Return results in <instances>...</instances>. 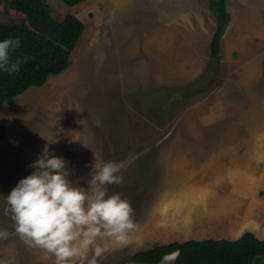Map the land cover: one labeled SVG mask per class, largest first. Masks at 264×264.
<instances>
[{"label":"rangeland","instance_id":"obj_1","mask_svg":"<svg viewBox=\"0 0 264 264\" xmlns=\"http://www.w3.org/2000/svg\"><path fill=\"white\" fill-rule=\"evenodd\" d=\"M45 1L50 6L54 17L61 18L66 13L75 11L83 14L84 21V30L72 55L70 54V58L72 56V59L81 61L74 67V70L78 72L80 79L86 85L85 94L79 101L86 114V133L83 140L76 146L63 147L61 151L56 152L58 154H53L67 162L68 179L85 189L89 187L87 181L92 172L90 165L96 160L98 162L123 163L124 167L119 173L123 176V183L109 185L108 191L109 194L119 193L122 198L130 201L135 210V220L138 222L139 228L130 233L126 245H117L106 238L99 239L98 243L108 249L100 264H146L135 262L131 259V255L136 251L158 244L188 239L186 238L188 235L184 233L186 227L178 221L182 217V213L176 212L174 209L176 205L188 201V198L186 199L184 196L187 187L179 181L178 173L174 181L171 174L174 168H179L182 159L175 161L174 155L170 151L182 149V152L186 153L184 145L188 143L189 155H184L188 159L190 158L195 171H199L203 158L207 159L205 153L207 151L202 145L203 149L191 151L200 136L187 137L192 132L189 129L188 121L190 118L193 119V115L190 114L191 111L188 115L185 114L193 107L196 115L193 120L197 121V125L200 126L204 122L203 127L205 128L202 131L207 130L206 135L212 134L214 130L224 129L217 139L219 141L217 146L220 148L221 146L227 147V141L232 139H228L231 135L227 134V131L236 129L241 130L242 135H248L244 132L249 130L245 125L248 118L241 116L243 113L241 107L234 108L232 105H227L226 108V105L222 106L225 117L221 118L222 122L213 126V119L217 118L215 109L216 111L218 109V114H220V108H218L220 105H215L218 98L216 93L234 90L235 78L232 74L227 73L223 60H219V57L213 59L210 55L204 57L201 68L195 74L187 79L183 78V80L177 81L153 79L149 72L152 57L137 55L118 63L109 61L110 55L116 54L115 50L122 49L124 51L127 47L139 46L137 40L141 38L144 31H147L144 27L147 26L145 24H150L152 19L161 16L156 5L160 7L159 3H164L166 0H159V3L155 0H117L118 7L116 9L121 13L110 15L106 11V6H110L107 0H103V2L102 0H87V2L78 4L76 8H72L61 0ZM110 1L115 3L116 0ZM175 1H181L189 6V0ZM209 1V8L216 12L219 0ZM211 10H207L208 24L213 26L215 18ZM118 17L119 21H115L111 25L114 33H110L109 23ZM254 19H257V15ZM22 20H26L25 14L9 7L6 0H3L0 5V22ZM151 23L156 24L155 22ZM206 47L209 50V44ZM159 65L168 68L169 63L166 61ZM260 69L263 71V76L259 82L262 83L264 61ZM262 85L264 90V84ZM31 89L33 88L30 87L26 91ZM26 91L19 94L22 97L23 105H27L22 116V124L16 119V115L22 113L20 106L11 105L3 109L5 115L15 112V116L11 119L14 126L17 127V122L21 124V126L10 130L11 135L15 131L18 133L23 131V136L20 137L18 134L20 140L12 144L11 148H6V145L1 143L5 146L0 149V229H7L11 233H14L13 222L4 215L3 209L6 206L4 198L10 194L20 179L27 177L35 170L29 167L40 156L35 153V150L41 153L45 147L48 150L55 147L51 145V141L59 121L62 120L61 127L57 128L59 132L63 127L64 132L74 131V126L70 123L67 124L70 111L74 110L73 106L58 105L62 110V116L60 117L58 113L59 121L53 124V121L48 120L47 117L44 119V112L41 109V105H47L43 102H48L46 96L36 99L30 97L32 92ZM24 93H26L25 96H28L26 102H24ZM244 110L245 113L251 112L253 107L246 105ZM209 113H212V117L206 119ZM5 119L7 123L8 118ZM97 119L100 121L99 126L96 123ZM249 125L253 126L250 122ZM254 126L263 128L260 124ZM80 134H83V130ZM7 139L9 140V138ZM201 139L205 143L210 140L204 136ZM256 140L259 141V145L256 147L259 153L254 152ZM244 141L240 139L235 145L229 147V151L238 156H233V159L239 165L230 161V165L226 168L224 154L228 148L223 149L216 152L214 156L217 171L210 174L207 172L208 169L203 167L200 169L202 176L201 173L193 174L191 172L197 181L190 179V183L200 185L202 180L205 181L212 174L216 175V179L218 176L226 178L230 171L239 168L237 166H240L239 169L245 170L248 166L247 150L251 154L254 153L256 162L261 157V164L257 163L255 169L256 174L262 172L258 176H263L264 134L260 138H249ZM11 142L10 139L8 144L10 145ZM188 159H186L187 163H189ZM209 169H211L210 166ZM263 179L264 177H257L256 181L259 182L256 186V197L253 199L248 196L240 198L242 212H245L240 213L247 219L251 216L248 208L253 206L259 216L261 229L264 230ZM173 182L178 185V188H172L170 183ZM186 192H193L198 196L202 191L187 189ZM196 203L198 201L191 202V204ZM170 219L171 221H169ZM186 226L191 230V226ZM192 228L195 231V227ZM43 254L42 250L28 246L15 234L7 240H0V261H6L7 264H54V257L43 260L41 259ZM173 261L174 259L163 257L156 264H173ZM74 264H84V261L76 260ZM255 264H264V255L257 257Z\"/></svg>","mask_w":264,"mask_h":264},{"label":"crops","instance_id":"obj_2","mask_svg":"<svg viewBox=\"0 0 264 264\" xmlns=\"http://www.w3.org/2000/svg\"><path fill=\"white\" fill-rule=\"evenodd\" d=\"M155 1L159 3V0ZM83 2H87V0L80 1L76 3L77 5H72V8H76L78 4ZM107 2L110 5L109 7L103 3V5L106 6L107 14L121 13V11L116 9L118 7L117 0L115 3H111L110 0H107ZM165 2H160V7L156 5L161 16L152 19L151 22H155V25L151 22H149L150 24H145L147 26L144 27H146L145 30L147 31H144L141 38L137 40L139 46L134 48L127 47L124 51L122 49L115 50L116 54L114 55L113 53L114 56L110 55V62L118 63L137 55H145L147 58L152 57V60H149L151 62V70L149 71L151 77L157 80L168 79L170 81L183 80V78L187 79L201 68L204 57L209 55V50L206 46L210 43L212 34L216 28L215 12H213L208 6L210 1L189 0V6L181 1L166 0ZM197 2H199V4H197ZM226 5L230 18L221 36L219 60H223L222 62L227 68V73L232 74L233 78H235V83H233L235 85L234 90L216 93L218 98L215 101V105H220L218 106V108H220V114H218V109L217 111L215 109L217 118L213 119V126L222 122L221 118L225 117L223 115V108L221 107L226 105L227 108V105H232L234 108H242L241 111L243 113H241V116L243 118H248V122H246L245 125L249 130L244 131L248 133V135H242L241 130L236 129L227 131L226 133L231 135L228 139H232L227 141V147L220 145V148L217 146L219 142L217 139L224 129L214 130L212 134L206 135L205 132H207V130L202 131L205 128L203 127L204 122L200 126L197 125V121L193 120L196 116L194 108L192 107L185 114L188 115L191 111L190 114L193 115V119L190 118L188 121V124H190L189 129H191L192 132L187 135V137L200 136L198 142L195 143L196 146L191 148V151H199L202 146L207 151L205 152L207 159L205 157L203 158L199 171H195L190 158L188 159L186 156L189 155L188 143L184 145V149L187 151L186 153H183L182 149L170 151L171 154L174 155L173 157L175 161L182 159L179 168H174L171 174L173 175L174 181L176 174L178 173L181 178L179 181L183 186L187 187L185 188L184 196L186 199L188 198V201L176 205L174 209L176 212L182 213V217H178V221L186 227L184 233L185 235H188V237H186L188 239H235L246 230L252 231L255 236L260 239L264 238V230L261 229L259 224L260 220L258 219L259 216L255 209H253V206L248 208L250 210L249 215L251 216L247 219H245L240 213L242 212L240 198L248 196L253 199L256 197V186L259 182L256 181L257 177H264V171L263 176H258L262 172L256 174L257 172L255 169L257 163L261 164V157H259V160L256 162L254 160V153L251 154L247 150L248 166L245 170L239 169L240 166H237V168H239L230 171L226 178L218 176L216 179V175L212 174V176L209 175L205 181L202 180V184L200 185L198 183H190L189 181L190 179L197 181V179L193 177V174L201 173L202 176V171L200 169L203 167L207 168V172H210V174L215 170L217 171V164L214 160L215 153L226 148H228L227 152L224 154L226 158V168L230 165V161L239 165L238 162L233 159V156H238L231 153L229 147L235 145L240 139H257L264 134V90L262 85L264 84V79L262 83L261 81L259 82L263 76V71L260 69V66L264 61V0H226ZM161 9L163 10L161 11ZM208 9L212 11L215 18V21L213 20V26L208 24ZM72 13L79 16L83 21V14L81 12L76 13L73 11ZM255 15H257V19H254ZM119 19L120 18L118 17L109 23L110 33H114L113 26L111 25H113L115 21H119ZM80 37L78 40H80ZM108 45H110V43H108ZM74 49L75 48H73V50ZM70 59L71 63L67 68L57 74H49L42 85L31 86L33 89L28 91H26L28 88L24 90L26 92H32L30 97L36 99H41L46 96L48 102H43L47 105H41V109L44 112V119L47 117L48 120L53 121V124L59 121L58 113L60 117L62 116V110L59 109L58 105L73 106L74 110L70 111V116L67 118V124H72L74 126V131L64 132L63 127L62 131L59 132L57 128L59 126L61 127L62 120L59 121L55 130L54 138L51 141V145L55 147L49 150L50 153L61 151L63 147L66 146H76L83 140L86 133V114L79 102L85 94L86 85L84 81L80 79L78 72H75L74 70V67L80 64L81 61L72 59V56ZM166 61L169 63L168 68L167 66L163 67L162 65H159ZM256 86H259V88H256ZM19 94L15 96L12 103L5 102L0 109V117L4 116V118H8V122L5 125L4 136L0 140V149L5 145L6 148H11V145L18 142L20 137L23 136L22 130L21 133H18L17 131L12 135L10 133L11 129L21 126L22 116L27 106L23 105L22 97ZM25 94L26 93H24V96ZM20 99L21 102H19ZM27 99L28 96H25L24 102H26ZM11 105L20 106L22 111L21 114L16 115V119L21 123L17 122V127L14 126L11 120L13 116H15V112H11V114L8 115L7 113L6 115L3 113V109ZM246 105L249 107L252 106L253 110L245 113L244 107ZM211 117L212 113H209V115L206 116V119H210ZM48 120L47 123L49 124ZM249 122L253 124V126H250ZM255 124H260L263 128H256V126H254ZM81 130H83V134H80ZM203 136L210 138L208 143L201 141ZM7 138H9V140ZM10 139L12 142L9 145L8 142H10ZM1 143H4L5 145ZM258 143L259 141L256 140L254 152H258V149L256 148L259 145ZM249 150L251 151V149ZM35 153L41 154L42 152L40 153L35 150ZM186 159H188L189 163L186 162ZM209 166L211 169H209ZM196 176L199 177V175ZM170 184H172V188H178V185L174 184V182ZM187 189L191 191L199 189L202 192L200 195L196 196L193 192H186ZM217 199H219V201H217ZM246 199L248 200L249 198ZM197 201L198 203L191 204V202ZM169 221H171V219ZM186 225L191 226V230H189ZM192 227H195V231H193Z\"/></svg>","mask_w":264,"mask_h":264},{"label":"clouds","instance_id":"obj_3","mask_svg":"<svg viewBox=\"0 0 264 264\" xmlns=\"http://www.w3.org/2000/svg\"><path fill=\"white\" fill-rule=\"evenodd\" d=\"M21 46L19 37L0 41V71L18 73L29 56L13 59L12 53ZM97 126L100 121L97 119ZM29 167L35 169L20 179L4 198V215L13 222L14 233L0 229V240L15 234L28 246L43 251L41 259L54 257V264H100L107 248L101 238L117 245H126L130 233L139 228L130 201L119 193L109 194V185H121L120 162L97 160L87 189L68 179L67 162L45 147ZM0 264H7L0 261Z\"/></svg>","mask_w":264,"mask_h":264},{"label":"trees","instance_id":"obj_4","mask_svg":"<svg viewBox=\"0 0 264 264\" xmlns=\"http://www.w3.org/2000/svg\"><path fill=\"white\" fill-rule=\"evenodd\" d=\"M3 0H0V5ZM72 6L83 0H61ZM6 4L22 11L26 20L0 22V41L19 37L21 46L12 53L13 59L29 56L20 71L14 74L0 71V109L5 102L12 103L17 94L31 86L42 85L49 74H57L71 63L70 54L84 30V22L75 14L61 18L52 15L45 0H6ZM216 28L209 43V55H220L221 36L230 18L226 0H219ZM6 119L0 117V140L4 136ZM175 252L173 264H255L264 255V238L244 231L235 239L189 238L158 244L136 251L131 255L135 262L156 264Z\"/></svg>","mask_w":264,"mask_h":264},{"label":"bare ground","instance_id":"obj_5","mask_svg":"<svg viewBox=\"0 0 264 264\" xmlns=\"http://www.w3.org/2000/svg\"><path fill=\"white\" fill-rule=\"evenodd\" d=\"M88 25V24H87ZM93 26V25H92ZM88 30V29H87ZM48 83V82H47ZM233 125V124H232ZM244 141V140H243ZM245 142V141H244ZM189 172V171H188ZM190 174V173H189ZM181 179V178H180ZM226 181V180H225ZM228 181V180H227ZM223 199V198H222ZM217 201H219V199H217ZM223 202H224V200H223ZM225 202H226V200H225ZM189 214V213H188ZM190 215V214H189ZM193 216V215H192ZM175 255H176V253L175 252H173V253H169V254H167V255H165L164 256V258H170V259H174V257H175Z\"/></svg>","mask_w":264,"mask_h":264}]
</instances>
